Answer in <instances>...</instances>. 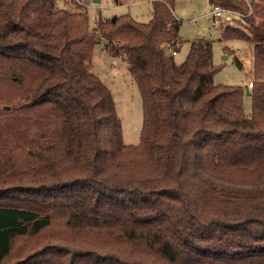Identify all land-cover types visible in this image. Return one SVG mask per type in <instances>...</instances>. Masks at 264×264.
<instances>
[{"label": "trees", "instance_id": "16d2710c", "mask_svg": "<svg viewBox=\"0 0 264 264\" xmlns=\"http://www.w3.org/2000/svg\"><path fill=\"white\" fill-rule=\"evenodd\" d=\"M87 1L0 0V264H264V0H210L250 23L222 30L252 45L250 116L210 40L176 61L174 0L94 28ZM98 44L138 85L136 145Z\"/></svg>", "mask_w": 264, "mask_h": 264}, {"label": "rangeland", "instance_id": "374dc122", "mask_svg": "<svg viewBox=\"0 0 264 264\" xmlns=\"http://www.w3.org/2000/svg\"><path fill=\"white\" fill-rule=\"evenodd\" d=\"M116 5L112 0H102L94 3L93 0L85 3L90 26H96L98 18H111L119 15H130L139 22H148L152 17V0L122 1ZM60 8L76 9L74 0H57ZM223 7V6H222ZM173 11L180 20L179 37L182 40L180 51L175 54L178 63L184 61L190 43L197 39H207L212 43L213 61L219 68L214 76L216 84L242 85L250 88L252 45L242 40H222V30L226 25H239L249 28V22L239 21L238 15L226 14L221 25L214 27L210 10V0H174ZM226 9V8H225ZM230 17L231 20H226ZM238 20V21H237ZM237 56L243 63L239 68L234 61ZM93 71L110 88L116 106V112L121 119L123 140L126 144L136 145L140 142L143 123L142 97L137 83L132 78L127 62L120 57H114L104 50L103 44H98L93 53ZM245 113L250 116L252 112V99L246 94L244 100ZM19 246L23 244L18 241Z\"/></svg>", "mask_w": 264, "mask_h": 264}, {"label": "built area", "instance_id": "2783aa9c", "mask_svg": "<svg viewBox=\"0 0 264 264\" xmlns=\"http://www.w3.org/2000/svg\"><path fill=\"white\" fill-rule=\"evenodd\" d=\"M226 14L240 15L239 13L234 12L232 10L225 9L221 5L214 4L212 6L211 11H210V15H211V18H212V24H213V26L214 27L220 26L221 25V22H222V18Z\"/></svg>", "mask_w": 264, "mask_h": 264}, {"label": "water", "instance_id": "95a60500", "mask_svg": "<svg viewBox=\"0 0 264 264\" xmlns=\"http://www.w3.org/2000/svg\"><path fill=\"white\" fill-rule=\"evenodd\" d=\"M100 1L101 0H93L94 3H99ZM245 90H246V94H249V88L246 87Z\"/></svg>", "mask_w": 264, "mask_h": 264}, {"label": "crops", "instance_id": "0c3cea01", "mask_svg": "<svg viewBox=\"0 0 264 264\" xmlns=\"http://www.w3.org/2000/svg\"><path fill=\"white\" fill-rule=\"evenodd\" d=\"M102 1V0H101ZM117 5V4H116ZM211 6H213L212 4H211ZM211 11V10H210ZM175 13V12H174ZM176 15V14H175ZM226 20H228V21H230L231 20V18L230 17H227L226 18Z\"/></svg>", "mask_w": 264, "mask_h": 264}]
</instances>
